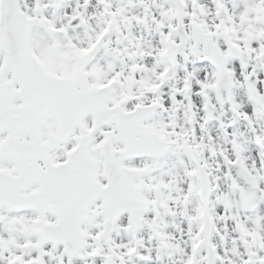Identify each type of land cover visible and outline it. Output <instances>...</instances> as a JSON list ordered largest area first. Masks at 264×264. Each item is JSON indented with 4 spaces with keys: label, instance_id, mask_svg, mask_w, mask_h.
Wrapping results in <instances>:
<instances>
[{
    "label": "snow or ice",
    "instance_id": "snow-or-ice-1",
    "mask_svg": "<svg viewBox=\"0 0 264 264\" xmlns=\"http://www.w3.org/2000/svg\"><path fill=\"white\" fill-rule=\"evenodd\" d=\"M0 264H264V0H0Z\"/></svg>",
    "mask_w": 264,
    "mask_h": 264
}]
</instances>
